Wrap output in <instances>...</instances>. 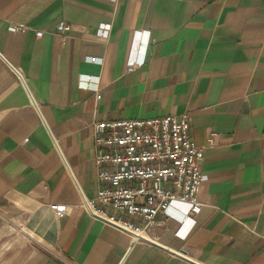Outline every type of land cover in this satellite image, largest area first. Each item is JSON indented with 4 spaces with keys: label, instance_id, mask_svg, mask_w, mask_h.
Masks as SVG:
<instances>
[{
    "label": "crops",
    "instance_id": "0c3cea01",
    "mask_svg": "<svg viewBox=\"0 0 264 264\" xmlns=\"http://www.w3.org/2000/svg\"><path fill=\"white\" fill-rule=\"evenodd\" d=\"M183 113L204 205L133 244L82 207L100 188L93 125ZM0 209L33 239L23 264H264V0H0Z\"/></svg>",
    "mask_w": 264,
    "mask_h": 264
},
{
    "label": "built area",
    "instance_id": "2783aa9c",
    "mask_svg": "<svg viewBox=\"0 0 264 264\" xmlns=\"http://www.w3.org/2000/svg\"><path fill=\"white\" fill-rule=\"evenodd\" d=\"M111 26L102 24L99 35L107 38ZM27 28L24 22L9 23L11 31ZM71 28L61 22L56 31L65 35ZM36 34L42 36L43 31ZM141 44L145 46L146 42ZM90 60L101 62L98 57ZM144 63L133 52L127 71L134 72ZM188 117L183 113L95 121L94 159L100 188L96 197L83 200L82 207L92 217L129 234L133 244L153 241L151 232L159 215L181 224L194 219L204 205L200 191L209 177L201 168L205 146L193 140ZM212 141L211 136L208 145ZM175 204L185 205V210L175 214ZM51 207L59 216L69 212L65 203H53Z\"/></svg>",
    "mask_w": 264,
    "mask_h": 264
},
{
    "label": "rangeland",
    "instance_id": "374dc122",
    "mask_svg": "<svg viewBox=\"0 0 264 264\" xmlns=\"http://www.w3.org/2000/svg\"><path fill=\"white\" fill-rule=\"evenodd\" d=\"M16 223L9 213L0 209V264H23L33 247V239Z\"/></svg>",
    "mask_w": 264,
    "mask_h": 264
}]
</instances>
